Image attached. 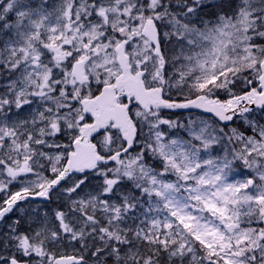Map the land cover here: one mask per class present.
<instances>
[{"label": "snow or ice", "instance_id": "6c2138e0", "mask_svg": "<svg viewBox=\"0 0 264 264\" xmlns=\"http://www.w3.org/2000/svg\"><path fill=\"white\" fill-rule=\"evenodd\" d=\"M0 264H264V0H0Z\"/></svg>", "mask_w": 264, "mask_h": 264}, {"label": "rangeland", "instance_id": "374dc122", "mask_svg": "<svg viewBox=\"0 0 264 264\" xmlns=\"http://www.w3.org/2000/svg\"><path fill=\"white\" fill-rule=\"evenodd\" d=\"M260 114L259 113H257V116H259ZM189 117V116H188ZM193 119H205V120H207L209 123H211L212 122V119L210 118V117H205V116H201V115H195V116H191ZM172 118H176V117H172ZM182 120H184L185 122H186V119H187V117H185V118H181ZM242 122L241 121H237L236 122V124L235 125H232V126H239L240 124H241ZM244 128H247V125H244L243 126ZM225 130H227V129H225ZM243 130V129H242ZM94 183H95V181H94ZM23 207H25V209L27 210V206H23ZM31 207L32 208H36L37 207V204H32L31 205ZM17 215H19V213H17ZM67 250V252L68 253H71V251H72V249L71 248H67L66 249Z\"/></svg>", "mask_w": 264, "mask_h": 264}, {"label": "water", "instance_id": "95a60500", "mask_svg": "<svg viewBox=\"0 0 264 264\" xmlns=\"http://www.w3.org/2000/svg\"><path fill=\"white\" fill-rule=\"evenodd\" d=\"M194 110H195V109H194ZM175 111H189V110H175ZM198 111L202 112V110H198ZM205 114H207V115H212V114H209V113H205Z\"/></svg>", "mask_w": 264, "mask_h": 264}]
</instances>
